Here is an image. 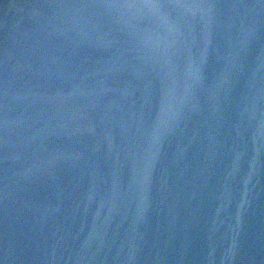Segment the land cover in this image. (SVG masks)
<instances>
[{"label":"water","instance_id":"obj_1","mask_svg":"<svg viewBox=\"0 0 264 264\" xmlns=\"http://www.w3.org/2000/svg\"><path fill=\"white\" fill-rule=\"evenodd\" d=\"M251 1L195 29L207 0H17L25 18L0 2V264H264V0ZM87 69L102 80L79 82ZM164 104L193 133L172 110L164 129ZM217 107L231 116L215 130ZM126 128L137 144L154 130V166L93 169Z\"/></svg>","mask_w":264,"mask_h":264},{"label":"snow or ice","instance_id":"obj_2","mask_svg":"<svg viewBox=\"0 0 264 264\" xmlns=\"http://www.w3.org/2000/svg\"><path fill=\"white\" fill-rule=\"evenodd\" d=\"M142 6L148 8H163L166 7L167 5L160 2V0H147V2L144 3Z\"/></svg>","mask_w":264,"mask_h":264}]
</instances>
